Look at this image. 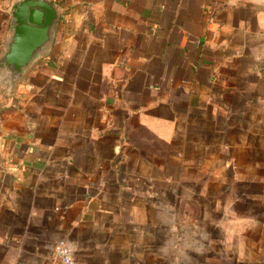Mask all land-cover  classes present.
Wrapping results in <instances>:
<instances>
[{"label":"crops","instance_id":"obj_1","mask_svg":"<svg viewBox=\"0 0 264 264\" xmlns=\"http://www.w3.org/2000/svg\"><path fill=\"white\" fill-rule=\"evenodd\" d=\"M0 0V52L10 30ZM0 88V264H264V0H49Z\"/></svg>","mask_w":264,"mask_h":264},{"label":"water","instance_id":"obj_2","mask_svg":"<svg viewBox=\"0 0 264 264\" xmlns=\"http://www.w3.org/2000/svg\"><path fill=\"white\" fill-rule=\"evenodd\" d=\"M9 14L10 30L0 52V88L5 95L35 61L50 53L60 20L59 8L49 0H13Z\"/></svg>","mask_w":264,"mask_h":264},{"label":"built area","instance_id":"obj_3","mask_svg":"<svg viewBox=\"0 0 264 264\" xmlns=\"http://www.w3.org/2000/svg\"><path fill=\"white\" fill-rule=\"evenodd\" d=\"M61 246H70V245L64 239L57 240L52 247V251L50 253V261L48 264H63L62 257H60V255L57 252V249L60 248ZM73 264H76L74 257H73Z\"/></svg>","mask_w":264,"mask_h":264},{"label":"clouds","instance_id":"obj_4","mask_svg":"<svg viewBox=\"0 0 264 264\" xmlns=\"http://www.w3.org/2000/svg\"><path fill=\"white\" fill-rule=\"evenodd\" d=\"M75 246H61L57 249L58 254L62 257L63 264H73V252Z\"/></svg>","mask_w":264,"mask_h":264}]
</instances>
